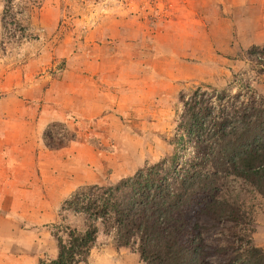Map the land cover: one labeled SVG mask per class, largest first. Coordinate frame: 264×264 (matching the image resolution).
I'll return each mask as SVG.
<instances>
[{
  "label": "crops",
  "instance_id": "1",
  "mask_svg": "<svg viewBox=\"0 0 264 264\" xmlns=\"http://www.w3.org/2000/svg\"><path fill=\"white\" fill-rule=\"evenodd\" d=\"M228 3L257 9L255 0ZM258 7L261 14L264 0ZM141 30L113 19L112 34L91 40L81 55L72 50L64 69L0 91V264L56 259L51 227L61 202L81 186L141 169L143 139L176 115L181 85L210 81L218 62L211 46L203 58L162 63L153 49L149 62Z\"/></svg>",
  "mask_w": 264,
  "mask_h": 264
},
{
  "label": "trees",
  "instance_id": "2",
  "mask_svg": "<svg viewBox=\"0 0 264 264\" xmlns=\"http://www.w3.org/2000/svg\"><path fill=\"white\" fill-rule=\"evenodd\" d=\"M42 0H4L1 27L17 37L23 13ZM262 63L264 47L247 51ZM179 96L181 109L169 141L168 159L145 164L110 186L87 185L63 201L52 227L57 257L39 264H81L99 231L119 248L137 253L141 264H212L199 217L250 230L255 208L264 205V100L248 87L234 94L207 87ZM81 219L71 225L67 219ZM242 242L221 264H264V252ZM243 240V241H242Z\"/></svg>",
  "mask_w": 264,
  "mask_h": 264
},
{
  "label": "rangeland",
  "instance_id": "3",
  "mask_svg": "<svg viewBox=\"0 0 264 264\" xmlns=\"http://www.w3.org/2000/svg\"><path fill=\"white\" fill-rule=\"evenodd\" d=\"M255 1L257 9L243 10L229 7L228 0H42L33 11L19 17L20 27L16 28L15 35H24L25 39L11 40L9 35L13 29H4L0 23V91L64 69L68 63L66 57L72 50L79 55L87 52L91 40L109 37L112 34L109 31L111 21L122 16L134 28L142 29L139 32L143 43L140 51L144 60L149 62L153 49L161 63L170 59L177 62L183 54H189V60L200 59L211 47L217 51L218 62L214 63L216 70L210 81L201 84L185 82L179 96L189 97L198 87L208 92H211L207 89L210 87L231 94L244 93L248 87L264 100V59L261 64L254 63L247 55L252 47H264V8L260 14L258 0ZM3 5L4 0H0V20ZM134 30L127 35L135 36ZM151 43H154L152 49ZM189 72L187 69L175 70L180 76ZM179 96L176 115L172 113L169 122L166 120V124L156 125L155 134L143 139L144 165L168 159L173 153L169 141L182 107ZM164 116L160 113L158 118ZM146 130L152 134L151 128ZM56 137L59 136L56 134ZM118 181H106L97 186H110ZM62 203L56 211L55 225L60 223L58 213ZM67 221L77 225L81 219L69 217ZM198 223L213 255L212 264L222 263L221 253L217 254V250L225 251L222 255L229 258L231 249L236 250L242 245L237 239L250 241L252 246L264 252L263 204L255 208L251 232L245 230L249 228L243 229L232 223H217L210 217H199ZM54 233L56 230L52 228L51 234ZM81 264L141 262L137 253L117 247L113 239L100 230L87 260Z\"/></svg>",
  "mask_w": 264,
  "mask_h": 264
}]
</instances>
